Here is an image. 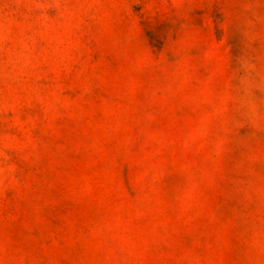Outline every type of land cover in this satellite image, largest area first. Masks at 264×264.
Instances as JSON below:
<instances>
[{"label":"rangeland","instance_id":"1","mask_svg":"<svg viewBox=\"0 0 264 264\" xmlns=\"http://www.w3.org/2000/svg\"><path fill=\"white\" fill-rule=\"evenodd\" d=\"M0 264H264V0H0Z\"/></svg>","mask_w":264,"mask_h":264}]
</instances>
